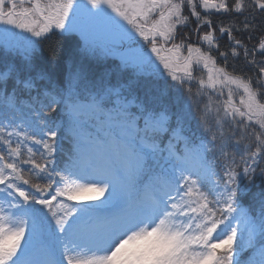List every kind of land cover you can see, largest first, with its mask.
Returning a JSON list of instances; mask_svg holds the SVG:
<instances>
[{
	"label": "snow or ice",
	"instance_id": "1",
	"mask_svg": "<svg viewBox=\"0 0 264 264\" xmlns=\"http://www.w3.org/2000/svg\"><path fill=\"white\" fill-rule=\"evenodd\" d=\"M0 53V264H264V0H0Z\"/></svg>",
	"mask_w": 264,
	"mask_h": 264
},
{
	"label": "rangeland",
	"instance_id": "2",
	"mask_svg": "<svg viewBox=\"0 0 264 264\" xmlns=\"http://www.w3.org/2000/svg\"><path fill=\"white\" fill-rule=\"evenodd\" d=\"M26 35V34H25ZM85 131L87 133H90L93 136H96L97 133H99L100 136H104V132L100 130V128L98 127V122H89Z\"/></svg>",
	"mask_w": 264,
	"mask_h": 264
},
{
	"label": "trees",
	"instance_id": "3",
	"mask_svg": "<svg viewBox=\"0 0 264 264\" xmlns=\"http://www.w3.org/2000/svg\"><path fill=\"white\" fill-rule=\"evenodd\" d=\"M45 47H47V43L45 44ZM145 47H147V46H145ZM67 48H68V45H67V43H65L64 51L61 52V60L63 59L64 55L67 54ZM0 55H2V53H0ZM115 62H118V61H113L112 59H109L108 62L106 64L102 65L101 67L102 68L103 67H112ZM194 91H195V86H194ZM257 185H259V180L257 181Z\"/></svg>",
	"mask_w": 264,
	"mask_h": 264
}]
</instances>
